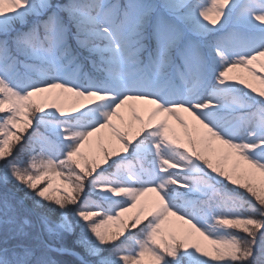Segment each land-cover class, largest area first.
<instances>
[{"label":"snow or ice","instance_id":"6c2138e0","mask_svg":"<svg viewBox=\"0 0 264 264\" xmlns=\"http://www.w3.org/2000/svg\"><path fill=\"white\" fill-rule=\"evenodd\" d=\"M0 264H264V0H0Z\"/></svg>","mask_w":264,"mask_h":264},{"label":"trees","instance_id":"16d2710c","mask_svg":"<svg viewBox=\"0 0 264 264\" xmlns=\"http://www.w3.org/2000/svg\"><path fill=\"white\" fill-rule=\"evenodd\" d=\"M255 86L259 87V82L255 81ZM71 242V240L69 241V243Z\"/></svg>","mask_w":264,"mask_h":264},{"label":"rangeland","instance_id":"374dc122","mask_svg":"<svg viewBox=\"0 0 264 264\" xmlns=\"http://www.w3.org/2000/svg\"><path fill=\"white\" fill-rule=\"evenodd\" d=\"M255 83V82H254Z\"/></svg>","mask_w":264,"mask_h":264}]
</instances>
